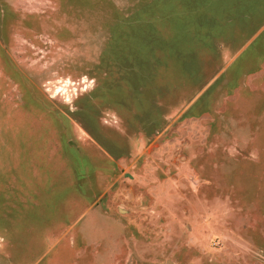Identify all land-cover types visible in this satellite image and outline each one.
<instances>
[{
	"label": "rangeland",
	"instance_id": "obj_1",
	"mask_svg": "<svg viewBox=\"0 0 264 264\" xmlns=\"http://www.w3.org/2000/svg\"><path fill=\"white\" fill-rule=\"evenodd\" d=\"M232 2L0 0V264H264V0Z\"/></svg>",
	"mask_w": 264,
	"mask_h": 264
},
{
	"label": "water",
	"instance_id": "obj_2",
	"mask_svg": "<svg viewBox=\"0 0 264 264\" xmlns=\"http://www.w3.org/2000/svg\"><path fill=\"white\" fill-rule=\"evenodd\" d=\"M166 264H177L175 261H173L172 259H168L166 261Z\"/></svg>",
	"mask_w": 264,
	"mask_h": 264
},
{
	"label": "crops",
	"instance_id": "obj_3",
	"mask_svg": "<svg viewBox=\"0 0 264 264\" xmlns=\"http://www.w3.org/2000/svg\"><path fill=\"white\" fill-rule=\"evenodd\" d=\"M234 1H235V0H234ZM232 3H233L232 0H230V4H232ZM261 26H262V25H261ZM261 26H260V27H261Z\"/></svg>",
	"mask_w": 264,
	"mask_h": 264
}]
</instances>
